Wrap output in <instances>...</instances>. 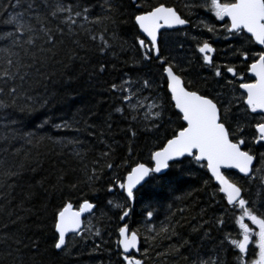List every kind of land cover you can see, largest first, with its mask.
<instances>
[{
    "label": "trees",
    "instance_id": "obj_1",
    "mask_svg": "<svg viewBox=\"0 0 264 264\" xmlns=\"http://www.w3.org/2000/svg\"><path fill=\"white\" fill-rule=\"evenodd\" d=\"M16 2L0 0V4ZM80 2L89 13L87 19L84 14L77 19L74 35L69 37L65 29L63 44L54 48L38 41L32 49L35 57L22 59L27 67H10L7 61L15 58L3 51L10 40H0V88L4 89L0 100L7 105L0 108V264H14V258L18 264L21 258L22 264H120L118 229L125 225L137 231L139 250L132 254L146 264H191L197 256L215 257L226 234L220 255L233 262L236 255L230 240L236 239L237 208L226 203L203 162L183 157L169 163L165 173L150 174L152 178L134 191L132 199L119 190L131 167L151 166V153L183 124L167 92L161 62L153 54L144 59L138 44L143 36L134 15L162 3L189 21L187 27L160 32L159 55L186 70L183 76L189 90L218 96V106L229 109L226 127L236 139H245L243 150L253 155L264 152L253 144L254 127L264 117L243 105L235 77L249 80L248 64L262 48L243 32H229L227 22L211 10L210 0H110L111 13L105 0ZM21 4L0 6V34L14 31V25L4 21L8 14L24 11V0ZM105 15L112 16L114 23L96 22V17ZM209 27L214 31L209 32ZM204 41L215 48L214 68L198 53ZM48 48L52 51H38ZM237 50L249 53L247 61ZM216 66L221 68L220 77L214 76ZM228 66L236 68L235 76L225 71ZM5 71L16 75L8 79ZM121 81H128L124 87L133 92L141 89L133 100L140 99L144 105L139 114L121 103L119 89L111 88ZM144 81H149L147 87ZM13 87L14 101L7 93ZM150 102L162 106L151 109L159 110L160 117L143 118ZM116 107L126 111L116 112ZM93 169L97 178L89 180ZM9 172L18 175H6ZM225 175L240 187L246 184L247 177L234 171ZM84 200L94 208L82 229L67 236L65 250L55 249V213L66 203L77 208ZM147 211L153 212L152 217ZM161 228L167 231L161 233ZM205 231L209 236L204 237ZM17 239L22 241L19 252ZM184 240L191 246L181 247ZM33 242L38 245L35 251ZM172 247L180 249L178 255Z\"/></svg>",
    "mask_w": 264,
    "mask_h": 264
},
{
    "label": "snow or ice",
    "instance_id": "obj_2",
    "mask_svg": "<svg viewBox=\"0 0 264 264\" xmlns=\"http://www.w3.org/2000/svg\"><path fill=\"white\" fill-rule=\"evenodd\" d=\"M24 2L26 3L24 11L10 13L4 21L6 24L14 25V31L0 34V40L4 38L10 40V44L3 51L15 58L14 61L9 59L7 63L10 67L15 64L17 70L29 66L23 64L22 59L24 56L29 55L35 57L32 49L36 48L38 41L44 45H51L53 48L57 44L62 45L63 37L66 34L65 29H67V35L71 37L77 28V19L82 14L87 19V13H89V7H82L80 0H73V2H66V0H24ZM105 3L108 5L107 11L109 13L114 12L110 0H105ZM0 6L16 8L22 7V4L21 0H17L16 4H0ZM210 8L217 18L227 17L230 19V31L239 33L246 30L251 39H254L260 45H264V0H229V2L223 3L220 0H211ZM101 19L114 23L110 15H105L102 18L98 16L96 22H100ZM134 20L147 37V43L145 39L138 38V44L144 50V59H148L152 52L157 53L156 59L161 61L162 72L166 74L167 89L170 92L171 102H174V107L179 110L178 115L181 116L184 123L178 130L173 131L171 137L166 139L162 147H158L156 151L151 153V161L154 162V167H148L144 163H138L131 167L124 181L120 183V188L127 193L128 199H132L134 188L141 185L142 181L147 183L145 178L151 179L150 173H161L163 169L169 168V161L175 163L173 158L184 157L187 154V157H194L198 163L206 161L207 170L211 173V178L219 183V191L225 194L227 203L233 206L238 205L241 210V215L236 217V223L239 225L242 238L230 240L233 248L238 249L233 262L224 260L220 255V252L225 251L224 240L228 239L226 234L224 240H221L220 249L215 257L210 256L208 259H203L197 256L191 261V264H264V218L258 217L249 208L245 207L246 201L241 195L242 187L226 178L221 171L223 166L225 168H235L240 173L247 174L250 172L254 156L250 154V151L243 150L246 144L245 139L243 137L236 139L235 134L230 133L229 128L226 127L229 109L222 105L218 106V96L210 98L209 95L201 94L199 90H189L183 76L186 70L173 65L167 58L159 55L157 34L162 25L168 27L186 25L189 21L182 18L173 7H166L162 3L140 11L139 14L134 15ZM208 31L213 32L214 28L209 27ZM73 43L78 44V41L74 40ZM11 49H16V51H11ZM38 51L50 52L52 48L38 49ZM101 51H103V48H101ZM198 51L203 54L204 62L211 65L212 57L210 53L214 51L211 44L207 41L200 43ZM237 51L247 61L249 53L247 51ZM101 68H103V65H101ZM225 71L233 76L237 74L236 68L233 66L226 67ZM247 71L253 73L255 79L252 82L239 85L246 92L244 103L252 112H256L257 109L264 110V50L252 57V63L247 67ZM15 75V72L5 71L3 73V76L8 79H12ZM214 76H222L220 67H215ZM128 83V81H121L120 85L112 84L111 88L114 90L119 89L122 97L121 103H126L128 109L139 114L144 105L140 99H136L135 103H133V100L139 96L141 89L133 92L131 87H124V84ZM190 84L191 82H189ZM148 85L149 81H144V86L147 87ZM3 92L4 89L0 88V93ZM15 92L14 87L7 90L13 101ZM6 106L4 101L0 100V108ZM160 107L162 106L159 103H148L147 108L149 110L144 112L143 118L160 117L161 112L159 110L151 111V109H159ZM114 110L116 112L126 111L123 107H116ZM132 119L136 120L137 116L134 115ZM255 129L258 133L256 140L264 141V123H257ZM129 131L135 136V131L131 129ZM25 135L30 134L26 133ZM261 159L264 160V153L261 154ZM107 167L111 169L112 165L108 164ZM6 175L15 176L18 173L9 172ZM96 178L95 169H93V174L88 179L94 180ZM111 187L109 185V190H111ZM116 206L119 207V205ZM93 207L92 203L84 200L79 211H73L72 204L66 203L55 213L54 228L58 234L53 245L55 249L63 251L67 248L66 233L70 230L73 232L78 230L81 224V213ZM146 214L148 217H152L153 212L147 211ZM126 215L127 210H125L124 216H121V220ZM244 217H248L252 224L259 229L255 233L256 246L259 251L257 258L252 260H247L244 256L248 250L250 237L253 235V230L243 222ZM217 223L222 224L223 221H217ZM166 231V228L160 229L161 233ZM193 231H196V229H193ZM96 234L99 235V232ZM172 235H176V233L173 232ZM118 236V246L122 249L120 264H146L145 260L137 258L130 252L133 249L139 250L137 231H130L127 225L121 226L118 229ZM207 236H209V233L205 231L204 237ZM204 237H201V239H204ZM15 243L18 246L16 251L19 252V245L22 241L17 239ZM185 245L191 246L188 240H184L181 247ZM37 248L38 245L33 242L31 250L35 251ZM171 251L173 254L178 255L180 249L172 247ZM145 252H147V249H145ZM8 254L11 255V252ZM183 259L187 261L189 258L185 256ZM14 264H18L16 258H14ZM19 264H22V258Z\"/></svg>",
    "mask_w": 264,
    "mask_h": 264
},
{
    "label": "flooded vegetation",
    "instance_id": "obj_3",
    "mask_svg": "<svg viewBox=\"0 0 264 264\" xmlns=\"http://www.w3.org/2000/svg\"><path fill=\"white\" fill-rule=\"evenodd\" d=\"M221 2V0H220ZM210 3H211V0H210ZM178 13V12H177ZM179 14V13H178ZM180 15V14H179ZM182 17V16H181ZM184 18V17H182ZM217 18V17H216ZM185 19V18H184ZM218 20L222 21H226L227 24H228V31L229 32H232L229 30V22L228 20H226L225 18H217ZM187 20V19H186ZM189 25V23L186 25V26H183V27H187ZM183 27H178V28H183ZM174 29H177V28H174ZM164 31H169V30H173V29H163ZM161 30V31H163ZM160 31V32H161ZM159 32V34H160ZM235 33V32H234ZM159 40V39H158ZM147 43V41H146ZM209 44H211L210 42H208ZM212 48H213V52L211 54V57L213 58V55H214V52H215V48L213 46V44H211ZM158 48H159V42H158ZM199 53V51H198ZM153 54V52H152ZM199 55L201 57H203V54L202 53H199ZM154 56V54H153ZM155 57V56H154ZM156 58V57H155ZM160 61V60H159ZM161 62V61H160ZM252 62H250L248 64V66L251 64ZM206 64V63H205ZM207 66H211L209 64H206ZM212 67L214 68V65H212ZM247 72V71H246ZM163 73V72H162ZM231 74V73H230ZM248 75V74H247ZM249 76V75H248ZM165 78V77H164ZM236 80L239 81V84H238V88H239V85L241 83H249V82H252L254 79L249 76V80L247 81H244L242 80L241 78H236ZM165 83H166V79H165ZM166 89H167V86H166ZM239 91L241 92V95H242V102H243V105L249 110L251 111V109H249L245 104H244V97H245V94L240 90L239 88ZM168 92V91H167ZM171 99V98H170ZM174 107V106H173ZM175 109V108H174ZM176 111V110H175ZM177 112V111H176ZM252 112V111H251ZM252 113H258L260 114L261 116L264 117V113L261 112V111H258L256 110V112H252ZM259 123H264V122H259ZM254 130H255V127H254ZM256 133V131H255ZM256 135L258 136V134L256 133ZM259 143H262L261 146H259ZM253 144H254V148H257L258 150H264V141H258L255 140L253 141ZM264 153V152H258V153H255L257 155H253L255 160H254V163H253V167H252V172H251V175L249 176H244V177H247V179H245L246 181V184H244L242 186V198L245 199L246 201V205L245 207L249 208L253 214L257 215L258 217L260 218H264V180H263V176L264 175V160L261 159V154ZM258 166V169H255V167ZM238 174V173H237ZM248 181H249V184H248ZM236 208H237V217L241 215V210L239 208L238 205H236ZM244 223H246L252 230H253V235L250 237V241H249V246H248V250L246 251V253L244 254L245 258L247 260H252V259H255L257 258V255H258V247L256 246V236H255V233L258 232V227L254 224H252L251 220L248 219V217H244ZM242 236L240 235V229H239V225L236 223V239H241ZM235 255L238 253V249H235Z\"/></svg>",
    "mask_w": 264,
    "mask_h": 264
},
{
    "label": "water",
    "instance_id": "obj_4",
    "mask_svg": "<svg viewBox=\"0 0 264 264\" xmlns=\"http://www.w3.org/2000/svg\"><path fill=\"white\" fill-rule=\"evenodd\" d=\"M166 7H171V6H166ZM175 10V9H174ZM225 19L226 20H228V22H229V29H230V19L229 18H227V17H225ZM135 21V20H134ZM136 24V23H135ZM187 25V24H186ZM186 25H173V26H171V27H168V26H164V25H162V27H161V29H159L158 30V34H157V40L159 39V32L161 31V30H163V29H174V28H178V27H183V26H186ZM136 26H137V28H138V30H139V32H140V34L143 36V38L147 41V37H146V34H144L143 32H142V30H140L139 29V26L136 24ZM243 33H245L246 35H248L249 37H250V34L249 33H247L246 32V30L245 31H242ZM252 41L259 47V48H262V50H264V45H260V44H258V42H256L254 39H252ZM153 54H154V56L156 57L157 56V53H155V52H153ZM211 54L212 53H210V56H211ZM247 74L249 75V76H251L253 79H255V77H254V74L253 73H251V72H248L247 71ZM163 75H164V77H165V79H166V74H164L163 73ZM166 86H167V83H166ZM240 88V87H239ZM240 90L246 95V92H245V90L244 89H241L240 88ZM167 91H168V89H167ZM168 93H169V95H170V92L168 91ZM170 98H171V96H170ZM172 104H173V106H174V102H172ZM245 105H246V103H244ZM247 106V105H246ZM175 108V107H174ZM175 110L179 113V110L178 109H176L175 108ZM258 111H261V112H263L264 113V110H259V109H257ZM181 120H182V118H181ZM183 122V121H182ZM184 123V122H183ZM255 131H256V129H255ZM257 133V132H256ZM258 134V133H257ZM156 151V150H155ZM184 157H187V154H186V156H184ZM181 158H183V157H175V158H173V160L175 161V160H179V159H181ZM195 159V158H194ZM254 160H255V158H254ZM254 160H253V163H254ZM171 162H173V161H169V163H171ZM201 162H203L204 164H205V166H206V161H201ZM151 166H148V165H146V166H148V167H154V162L153 161H151ZM135 166V165H134ZM133 166V167H134ZM252 167H253V164L250 166V172L249 173H247V174H245V173H240L239 172V170L238 169H235V168H225V167H223L222 166V168H221V171H222V173L224 174V171H234V172H237L239 175H241V176H249L250 174H251V172H252ZM206 169H207V167H206ZM131 170V169H130ZM167 171V169H163L162 170V172L161 173H150V174H155V175H160V174H163V173H165ZM208 171V170H207ZM208 174L210 175V177H211V173L208 171ZM127 175V174H126ZM225 175V174H224ZM226 176V175H225ZM125 178H126V176H125ZM226 178H228L227 176H226ZM146 180L148 179L147 177L145 178ZM212 180H213V182L218 186V188H219V183L214 179V178H212ZM231 181V180H230ZM145 182H141V185H143ZM141 185H137L136 186V188H134V191L137 189V188H139ZM119 190H121V191H123L124 192V194H125V196L127 197V193L122 189V188H120V186H119ZM221 193V192H220ZM221 194H223L224 195V197H225V200H226V203H227V199H226V196H225V194L224 193H221ZM82 204V203H81ZM228 204V203H227ZM94 205V204H93ZM94 208V207H93ZM93 208L92 209H86L84 212H82L81 213V216H80V220H81V224H80V228L78 229V230H76L75 232H73V231H69V232H67L66 233V237L68 236V235H70V234H72V233H78L81 229H82V227H83V222H84V219H85V217L88 215V214H90L91 213V211L93 210ZM79 209H80V206L78 207V208H73L72 207V210L73 211H79ZM139 243H140V241H139ZM57 250H59V249H57ZM121 250V252H122V249H120ZM130 252L131 253H137V250H135V249H133V250H130Z\"/></svg>",
    "mask_w": 264,
    "mask_h": 264
},
{
    "label": "rangeland",
    "instance_id": "obj_5",
    "mask_svg": "<svg viewBox=\"0 0 264 264\" xmlns=\"http://www.w3.org/2000/svg\"><path fill=\"white\" fill-rule=\"evenodd\" d=\"M262 176H263L262 178H263V180H264V175H262Z\"/></svg>",
    "mask_w": 264,
    "mask_h": 264
}]
</instances>
